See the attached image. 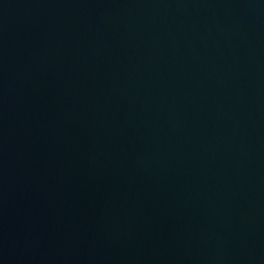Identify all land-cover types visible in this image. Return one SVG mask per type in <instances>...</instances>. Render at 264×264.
<instances>
[{"label": "water", "instance_id": "95a60500", "mask_svg": "<svg viewBox=\"0 0 264 264\" xmlns=\"http://www.w3.org/2000/svg\"><path fill=\"white\" fill-rule=\"evenodd\" d=\"M0 264H264V0H0Z\"/></svg>", "mask_w": 264, "mask_h": 264}]
</instances>
